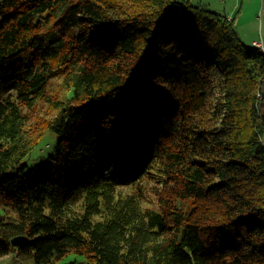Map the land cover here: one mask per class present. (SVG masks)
Listing matches in <instances>:
<instances>
[{
	"label": "trees",
	"instance_id": "16d2710c",
	"mask_svg": "<svg viewBox=\"0 0 264 264\" xmlns=\"http://www.w3.org/2000/svg\"><path fill=\"white\" fill-rule=\"evenodd\" d=\"M194 1L0 0V258L264 264V52Z\"/></svg>",
	"mask_w": 264,
	"mask_h": 264
},
{
	"label": "rangeland",
	"instance_id": "374dc122",
	"mask_svg": "<svg viewBox=\"0 0 264 264\" xmlns=\"http://www.w3.org/2000/svg\"><path fill=\"white\" fill-rule=\"evenodd\" d=\"M196 6L204 7L217 14L226 15L233 19L237 34L241 42L248 47H252L254 41H258L260 46H264V0H195ZM263 51V50H262ZM62 84L61 80H57L56 85ZM65 96L61 89L55 94V99ZM66 97V96H65ZM64 98V97H63ZM51 109L44 103L35 105L31 110L30 122L27 128L39 134L42 126L46 123ZM55 114L53 111L51 117ZM264 140V136H263ZM57 136L50 133L35 152L28 157L27 164L37 166L46 163L48 157L55 148ZM22 259L18 251H12L9 255L0 258V264H13L14 261ZM58 264H88L83 257L75 254H69L63 261Z\"/></svg>",
	"mask_w": 264,
	"mask_h": 264
},
{
	"label": "water",
	"instance_id": "95a60500",
	"mask_svg": "<svg viewBox=\"0 0 264 264\" xmlns=\"http://www.w3.org/2000/svg\"><path fill=\"white\" fill-rule=\"evenodd\" d=\"M27 242H28L27 238L19 236V237L12 240V246L14 248H19V247L23 246L24 244H26Z\"/></svg>",
	"mask_w": 264,
	"mask_h": 264
},
{
	"label": "built area",
	"instance_id": "2783aa9c",
	"mask_svg": "<svg viewBox=\"0 0 264 264\" xmlns=\"http://www.w3.org/2000/svg\"><path fill=\"white\" fill-rule=\"evenodd\" d=\"M257 46H258V48H259L261 51L263 50L262 52H264V46H260L259 43H258Z\"/></svg>",
	"mask_w": 264,
	"mask_h": 264
},
{
	"label": "crops",
	"instance_id": "0c3cea01",
	"mask_svg": "<svg viewBox=\"0 0 264 264\" xmlns=\"http://www.w3.org/2000/svg\"><path fill=\"white\" fill-rule=\"evenodd\" d=\"M230 18H231V16H230ZM258 41H254V44H253V46H256V47H258L257 45H258Z\"/></svg>",
	"mask_w": 264,
	"mask_h": 264
}]
</instances>
